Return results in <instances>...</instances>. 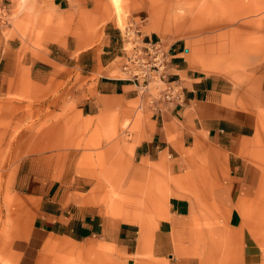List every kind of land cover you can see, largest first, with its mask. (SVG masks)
<instances>
[{
	"label": "crops",
	"instance_id": "crops-1",
	"mask_svg": "<svg viewBox=\"0 0 264 264\" xmlns=\"http://www.w3.org/2000/svg\"><path fill=\"white\" fill-rule=\"evenodd\" d=\"M5 1L10 24L0 27V177H9L1 192L12 195L14 209L9 212L3 197L2 264H37L50 238L98 240L139 264H209V258L225 256L231 234L241 241L246 213L250 225L258 224V215L264 216V178L254 158L257 140L264 138V116L253 108H264V100L255 99L258 77L248 79L249 90L237 99L223 81L229 79L205 71L184 39L168 36L174 25L210 29L220 21L161 20L166 0ZM132 27L147 39H161L182 101L151 102L124 79V30ZM236 30L227 29L228 38L217 43L220 56L232 57L236 42L229 33ZM48 85H62L73 113L90 119L92 128H108L114 116L117 129L129 121L127 139L101 143L105 169L83 173V151L76 146L18 154L46 141L33 133L10 138L18 99L28 96V87ZM119 147L126 151L120 160ZM111 176L120 178V200L102 179Z\"/></svg>",
	"mask_w": 264,
	"mask_h": 264
},
{
	"label": "rangeland",
	"instance_id": "rangeland-1",
	"mask_svg": "<svg viewBox=\"0 0 264 264\" xmlns=\"http://www.w3.org/2000/svg\"><path fill=\"white\" fill-rule=\"evenodd\" d=\"M233 4L236 5L233 6ZM262 6H264V0H166L161 5L160 19H167L172 24H178L185 18L220 21L221 26L210 29H200L199 26L189 27L188 24L174 25L168 36L184 39L194 53L195 62L205 71L218 73L229 79L223 81H226L230 92L238 93L237 99L242 100L243 94L249 90L248 79L253 76L258 77L256 82L258 92L255 99L261 102L264 100L260 95L264 91V7ZM125 25V22L119 23L121 29ZM229 28L239 30L229 33L236 42V46L232 57L227 59L217 53V43L228 38L226 31ZM248 29L255 32L251 33ZM33 45L40 47V44L36 42ZM254 65H257L259 69L253 71ZM18 100L20 104L16 108L14 119L17 122V128L12 130L10 138L22 136L26 138L28 133H33L34 138L46 139L41 143L25 146V150L18 153L20 156L28 149L29 152L34 149L35 153L47 154L76 146L83 151L79 166L83 173H89L90 168L105 169L106 167L107 157L105 153L99 151L103 141L108 143L110 140L127 139L124 132L128 127V120L121 124L122 129H117L115 116L108 119V128H92L90 119H80L73 113V100L71 97L64 96L62 85L28 87V96L19 97ZM247 105L249 106V103ZM253 108L264 116V108L261 106ZM74 138L79 141L77 144H66L72 143ZM58 139L60 142L57 146H51V143L47 142V140L52 142ZM13 146L7 149L11 152ZM91 148L98 149L97 155L90 153ZM254 152L256 167L264 178V138L257 140ZM116 153L120 160L126 151H122L119 147ZM114 173L113 170L111 174ZM102 179L111 183L113 197L120 200L121 194L118 191L120 178L111 176ZM8 181V176L0 177V208L4 197L5 203L10 202L9 205L6 204L10 208L9 212H13L12 195L6 194L7 191L1 192L2 189L7 190ZM88 185V182L84 184L85 187ZM250 217L249 213H246L241 241L237 242V238H234V236L237 237L236 233L231 234L233 239H227L225 242V256L209 258V264H264V218H262L264 216L258 215L257 225L249 224ZM220 248L223 246L221 245ZM249 253H253V256H249ZM2 262L4 261L1 258L0 264ZM37 264H139V262L137 259L133 261L122 255L113 254L111 248L100 244L98 240L72 243L50 238L49 244L40 252Z\"/></svg>",
	"mask_w": 264,
	"mask_h": 264
},
{
	"label": "built area",
	"instance_id": "built-area-1",
	"mask_svg": "<svg viewBox=\"0 0 264 264\" xmlns=\"http://www.w3.org/2000/svg\"><path fill=\"white\" fill-rule=\"evenodd\" d=\"M10 24L9 5L0 0V27ZM128 46L120 70L124 79L149 96V101L161 98L180 102L183 92L176 80L170 77V57L161 39H147L138 27L124 30Z\"/></svg>",
	"mask_w": 264,
	"mask_h": 264
}]
</instances>
